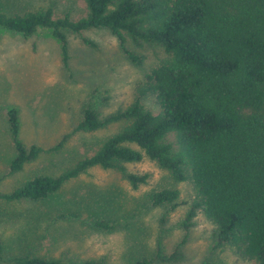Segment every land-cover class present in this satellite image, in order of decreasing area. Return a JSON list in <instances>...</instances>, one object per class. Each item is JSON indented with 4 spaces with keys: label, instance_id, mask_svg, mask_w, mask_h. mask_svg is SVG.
<instances>
[{
    "label": "trees",
    "instance_id": "1",
    "mask_svg": "<svg viewBox=\"0 0 264 264\" xmlns=\"http://www.w3.org/2000/svg\"><path fill=\"white\" fill-rule=\"evenodd\" d=\"M85 6V15L77 19L68 12L55 16L51 7L14 14L0 11V27L24 35L39 27L51 30L60 42L64 67L69 59L66 31L80 34L89 28H107L135 65L143 56L128 48V40L136 46L157 44L168 56L146 73L126 107L105 117L92 107L83 109L77 130L123 122L93 154L59 175H35L0 198H47L95 165L119 171L137 189L148 182L149 174L129 171L125 163L147 157L173 182L189 181L194 196L177 224L183 235L174 248L165 250L160 233L154 252L134 264L177 261L198 213L214 225L212 249L229 246L239 256L264 264V0H85ZM148 94L155 96L157 112L143 105ZM17 118L16 109L10 108L16 149L10 172L42 151L35 145L28 149L18 138ZM148 198L165 208L164 223L166 213L178 205L179 190H154ZM94 227L111 228L104 221H95ZM2 251L0 242V258ZM10 259L13 264H67L36 255Z\"/></svg>",
    "mask_w": 264,
    "mask_h": 264
},
{
    "label": "rangeland",
    "instance_id": "2",
    "mask_svg": "<svg viewBox=\"0 0 264 264\" xmlns=\"http://www.w3.org/2000/svg\"><path fill=\"white\" fill-rule=\"evenodd\" d=\"M46 7L55 16L68 12L72 19L86 13L85 0L0 1V11L6 14ZM66 37L69 59L64 67L60 42L51 30L39 27L24 35L0 27V194L12 192L35 175H59L93 154L123 122L93 131L77 130L83 109L92 107L105 117L126 107L146 73L168 56L157 44L136 46L128 40V48L143 56L142 63L135 65L107 28H89L80 34L66 31ZM142 103L158 111L153 94L144 96ZM10 108L17 112L18 138L28 149L32 145L42 148L15 172H10L16 156L8 121ZM61 140V146L53 149ZM125 166L132 172H147L148 182L134 189L119 171L95 165L64 182L47 198H0V264H13L10 258L22 255L67 264L85 259L134 264L154 252L160 233L165 250L171 251L183 235L177 224L193 199L191 183L173 182L166 170L147 157ZM171 187L179 190L178 205L166 213L162 223L165 208L153 205L148 194ZM59 213L75 216L57 218ZM95 221H104L111 228L98 229ZM213 230L214 225L198 213L180 258L153 264H255L229 246L212 249Z\"/></svg>",
    "mask_w": 264,
    "mask_h": 264
}]
</instances>
